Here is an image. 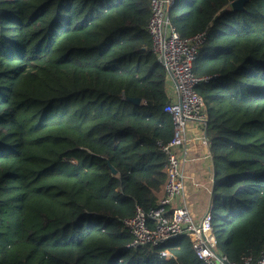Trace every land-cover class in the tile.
<instances>
[{"label": "trees", "instance_id": "16d2710c", "mask_svg": "<svg viewBox=\"0 0 264 264\" xmlns=\"http://www.w3.org/2000/svg\"><path fill=\"white\" fill-rule=\"evenodd\" d=\"M232 1L181 0L170 19L208 32L194 71L212 75L196 87L212 228L238 262L264 251V0ZM150 14V0H0V264H206L187 235L127 247L123 219L156 205L173 137Z\"/></svg>", "mask_w": 264, "mask_h": 264}, {"label": "built area", "instance_id": "2783aa9c", "mask_svg": "<svg viewBox=\"0 0 264 264\" xmlns=\"http://www.w3.org/2000/svg\"><path fill=\"white\" fill-rule=\"evenodd\" d=\"M151 14L147 31L152 39V50L167 70V85L174 91L168 93L170 100L164 111L173 120V137L167 142L159 141L160 150L167 154V181L155 206L136 207V213L123 219L124 226L131 234L127 247L154 249L160 244L187 235L197 256L206 264H264V251L258 256L244 255L240 261H230L218 247L217 237L212 228L213 207L211 203L206 214L197 220L186 204L174 203L184 193V174L181 169L180 150L186 149L189 138L187 129L193 124L204 128L209 120L207 103L197 90L202 81H209L212 75H197L194 63L200 47L208 40L207 30L182 36L170 19V10L178 0H150ZM160 254L172 257L167 248Z\"/></svg>", "mask_w": 264, "mask_h": 264}, {"label": "crops", "instance_id": "0c3cea01", "mask_svg": "<svg viewBox=\"0 0 264 264\" xmlns=\"http://www.w3.org/2000/svg\"><path fill=\"white\" fill-rule=\"evenodd\" d=\"M173 85H167L166 92L174 91ZM188 144L179 154L182 159L181 169L184 174V193L175 199L174 203L186 204L193 217L200 220L212 201L214 184V160L210 151L206 128L193 124L187 129ZM164 186L157 191V201Z\"/></svg>", "mask_w": 264, "mask_h": 264}, {"label": "water", "instance_id": "95a60500", "mask_svg": "<svg viewBox=\"0 0 264 264\" xmlns=\"http://www.w3.org/2000/svg\"><path fill=\"white\" fill-rule=\"evenodd\" d=\"M246 1L247 0H233L232 1L233 9L235 10L242 9ZM129 99L137 104H140L142 100V98L139 96L130 97Z\"/></svg>", "mask_w": 264, "mask_h": 264}, {"label": "rangeland", "instance_id": "374dc122", "mask_svg": "<svg viewBox=\"0 0 264 264\" xmlns=\"http://www.w3.org/2000/svg\"><path fill=\"white\" fill-rule=\"evenodd\" d=\"M178 2L180 3V2H181V0H178Z\"/></svg>", "mask_w": 264, "mask_h": 264}]
</instances>
